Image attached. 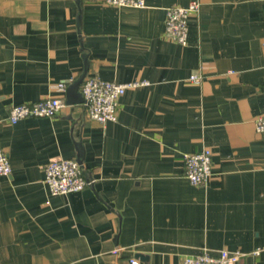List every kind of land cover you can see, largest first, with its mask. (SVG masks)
I'll use <instances>...</instances> for the list:
<instances>
[{
  "label": "crops",
  "instance_id": "obj_1",
  "mask_svg": "<svg viewBox=\"0 0 264 264\" xmlns=\"http://www.w3.org/2000/svg\"><path fill=\"white\" fill-rule=\"evenodd\" d=\"M190 1L0 0V146L11 167L0 176V264H179L204 250L264 264V135L254 128L264 0H197L182 46L164 19ZM85 54L84 79L148 83L126 90L116 122L67 103ZM48 97L64 99L58 115L9 123L13 105ZM204 148L212 173L192 185L183 156ZM56 158H80L82 191L49 194L43 168Z\"/></svg>",
  "mask_w": 264,
  "mask_h": 264
},
{
  "label": "built area",
  "instance_id": "obj_2",
  "mask_svg": "<svg viewBox=\"0 0 264 264\" xmlns=\"http://www.w3.org/2000/svg\"><path fill=\"white\" fill-rule=\"evenodd\" d=\"M107 5L115 7L144 8L146 0H103ZM197 0L190 1L185 7H169L164 19V32L179 45L185 46L188 40V17L199 12ZM189 81L199 84L201 76L190 75ZM148 85L146 81L116 83L95 76L86 77L80 85L82 106L87 118L100 124L117 121L119 99L126 90ZM66 85L58 83L57 91L63 92ZM264 100V84L262 88ZM65 107V101L60 97H48L31 103L13 105L8 112L10 124H16L25 118L54 117ZM254 128L258 134L264 135V112L255 117ZM212 153L209 148L200 152L183 156V174L192 185H205L212 173ZM11 167L8 156L0 146V176H9ZM43 183L50 195H65L82 191L87 182L83 177L81 166L74 159L56 158L50 160L43 168ZM260 249L251 252L258 255ZM244 253L240 251L221 250L217 256H211L207 251L183 258L179 264H237ZM129 264H139L131 259Z\"/></svg>",
  "mask_w": 264,
  "mask_h": 264
},
{
  "label": "water",
  "instance_id": "obj_3",
  "mask_svg": "<svg viewBox=\"0 0 264 264\" xmlns=\"http://www.w3.org/2000/svg\"><path fill=\"white\" fill-rule=\"evenodd\" d=\"M83 59L85 61V65H84V72H83L82 76L78 80L74 81L67 88L66 95H67V100H68L67 103L68 104L81 103L83 101L80 93H78V91H77L79 86L81 85L87 71H88V61H87V55L86 54L83 56ZM76 161L79 165H81L80 158L76 159Z\"/></svg>",
  "mask_w": 264,
  "mask_h": 264
}]
</instances>
